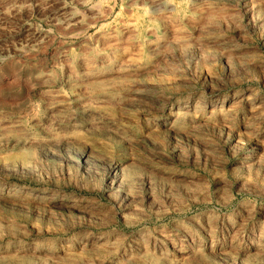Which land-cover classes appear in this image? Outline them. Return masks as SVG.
<instances>
[{
    "label": "rangeland",
    "instance_id": "374dc122",
    "mask_svg": "<svg viewBox=\"0 0 264 264\" xmlns=\"http://www.w3.org/2000/svg\"><path fill=\"white\" fill-rule=\"evenodd\" d=\"M0 264H264V0H0Z\"/></svg>",
    "mask_w": 264,
    "mask_h": 264
}]
</instances>
